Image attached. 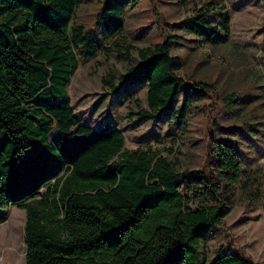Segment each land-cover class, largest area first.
<instances>
[{
  "label": "trees",
  "instance_id": "obj_1",
  "mask_svg": "<svg viewBox=\"0 0 264 264\" xmlns=\"http://www.w3.org/2000/svg\"><path fill=\"white\" fill-rule=\"evenodd\" d=\"M95 1L97 24L116 43L127 2ZM79 2L0 0V208L26 212V264H256L223 247L202 262L200 246L237 193L249 205L263 199L261 165L252 168L241 149L211 134L205 169L179 172L151 150L126 151L120 128L77 117L69 84L80 61L101 49L94 31L74 21ZM230 24L219 1L180 22L214 44L228 40ZM175 38L139 49L138 66L104 79L114 96L121 86H147L141 120H158L181 92L187 108L213 91L179 75ZM251 121L243 131L256 136Z\"/></svg>",
  "mask_w": 264,
  "mask_h": 264
},
{
  "label": "rangeland",
  "instance_id": "obj_2",
  "mask_svg": "<svg viewBox=\"0 0 264 264\" xmlns=\"http://www.w3.org/2000/svg\"><path fill=\"white\" fill-rule=\"evenodd\" d=\"M210 1L224 3L230 18L228 40L205 41L180 26ZM123 32L117 42L97 24L102 4L80 0L75 23L94 31L99 53L80 65L68 87L77 117L97 129L116 126L125 136V150H151L183 170L205 169L211 134L224 138L244 153L248 164L264 168V0H126ZM177 24V26H174ZM168 36L178 43L172 53L182 59L179 75L188 83L205 81L210 95L182 108L183 92L175 106L156 121L141 120L148 108L147 86H121L110 94L105 78H118L140 63L139 49ZM232 98L230 101L229 99ZM259 123L254 136L243 131L244 121ZM26 212L0 208V264H26ZM243 254L264 264V197L249 205L237 193L219 230L201 242L202 262L219 248Z\"/></svg>",
  "mask_w": 264,
  "mask_h": 264
}]
</instances>
